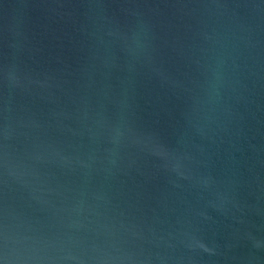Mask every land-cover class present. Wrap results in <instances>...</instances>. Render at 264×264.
<instances>
[{
    "label": "water",
    "instance_id": "obj_1",
    "mask_svg": "<svg viewBox=\"0 0 264 264\" xmlns=\"http://www.w3.org/2000/svg\"><path fill=\"white\" fill-rule=\"evenodd\" d=\"M0 264H264V0H0Z\"/></svg>",
    "mask_w": 264,
    "mask_h": 264
}]
</instances>
